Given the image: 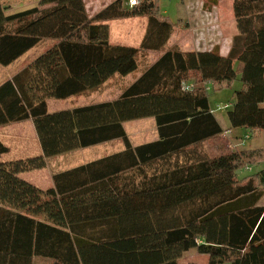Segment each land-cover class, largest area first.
<instances>
[{
	"label": "trees",
	"instance_id": "trees-1",
	"mask_svg": "<svg viewBox=\"0 0 264 264\" xmlns=\"http://www.w3.org/2000/svg\"><path fill=\"white\" fill-rule=\"evenodd\" d=\"M86 1L12 12L0 2V65L51 42L0 85V127L32 120L44 158L118 139L125 150L54 175L48 190L19 177L40 162H0V264H179L193 249L208 264H264V168L238 176L264 164V148L189 155L224 133L210 86L240 78L230 125L264 132V0H234L239 34L227 56L166 49L176 26L158 0H116L94 16ZM144 16L139 48L111 43L103 23ZM141 52L162 56L115 100L49 112V100L136 73ZM146 118L159 140L134 147L124 123ZM8 152L0 140V158Z\"/></svg>",
	"mask_w": 264,
	"mask_h": 264
},
{
	"label": "rangeland",
	"instance_id": "rangeland-1",
	"mask_svg": "<svg viewBox=\"0 0 264 264\" xmlns=\"http://www.w3.org/2000/svg\"><path fill=\"white\" fill-rule=\"evenodd\" d=\"M12 1H15L13 5L15 9L23 5L19 0ZM114 1L116 0H87L88 14L94 16ZM24 3L28 7L36 4L34 0H26ZM158 4L160 12L176 26L166 49H178L184 52L213 50L222 54V51L226 47L231 50L234 38L239 34L233 9L234 0H158ZM186 14L187 17H185ZM103 24L108 25L110 28V41L112 44L139 48L143 40L142 38L147 31L148 19L145 16L134 17L112 20ZM50 44L51 42L49 41L42 43L41 46L30 51L8 67L0 65V84L18 68L22 70L27 66L39 54L43 53ZM160 56L161 53L159 52H141L138 56L139 69L136 73L127 76V78L115 76V78L111 79L97 91H87L68 99L49 100V112L70 110L80 106L116 99L121 94V91H123V88L135 76H138L144 67L151 65ZM186 87L192 88V85L190 84V86ZM242 87L240 78H237L229 88L214 90L210 86V90L208 91L209 102L224 128V133L212 141L197 148H192L189 155H193L195 158L199 157L202 153L209 156H218L233 149L250 150L264 148L263 131L253 132L251 138L246 139L245 135L249 131L245 129H233L231 127L228 119L229 110H217L218 106L222 107L234 104L235 93L241 90ZM136 121H143L145 123L137 125ZM136 121L124 123L131 144H144L157 139V127L153 118ZM150 123H153L154 132L150 128ZM0 140L9 148V152L1 157L0 162L21 161L24 164V162L31 161L35 162L36 167L39 166L38 162L44 165L41 168L19 173L20 178L42 190H48L53 187V177L58 173L125 150L124 142L118 139L117 142L106 146L104 145L107 143H104L59 156L44 158L35 127L31 121L0 127ZM180 157L184 158L185 154L180 155ZM263 168L264 164L257 162V165L245 167L238 171V176L240 179H244L256 174ZM260 204L264 205V198ZM190 252L192 253H186L182 257L180 260L182 264H190L191 262L207 264L209 259H207L206 255L208 253L194 252V250Z\"/></svg>",
	"mask_w": 264,
	"mask_h": 264
},
{
	"label": "crops",
	"instance_id": "crops-1",
	"mask_svg": "<svg viewBox=\"0 0 264 264\" xmlns=\"http://www.w3.org/2000/svg\"><path fill=\"white\" fill-rule=\"evenodd\" d=\"M16 1H18V0H16ZM42 0H34V3H36L35 5L33 4V5H31V6H27V4L26 3H24V2H26V0H19V2L21 3V4H23L21 7H18L17 9H15V7H13V5H14V3H15V1H12V0H0V2L2 3V4H4V6H6V7H10V12L11 11H17V10H22V9H27V8H32V7H35V6H37L40 2H41ZM10 3V4H9ZM13 7V8H12ZM190 14V13H189ZM185 17H187V14H186V16ZM143 38H144V36H143ZM142 38V39H143ZM230 50H229V48H227L226 47V49H224V51H222V54L221 55H223V56H227L228 55V53H230L229 52ZM184 52V51H183ZM185 52H188V51H185ZM161 56H162V54H161ZM160 56V57H161ZM155 57H156V55H155ZM160 57H157V59H155L154 60V62L151 64V65H153ZM151 65H149V66H151ZM149 66H147V67H149ZM21 71V68H18L14 73H12V74H10L9 76H8V78H6V80L4 81V82H2L0 85H2L3 83H5L6 81H8V80H10V79H12L18 72H20ZM142 72L143 71H141V73L138 75V76H135V78L132 80V81H130L129 82V84H127L126 86H128V85H130L131 83H133L137 78H139L141 75H142ZM127 78V77H126ZM133 78V77H132ZM122 92V91H121ZM115 100V99H114ZM104 102H106V101H104ZM99 103H102V102H99ZM211 106V105H210ZM214 115H215V113H214ZM216 116V115H215ZM216 118H217V116H216ZM154 119V118H153ZM155 120V119H154ZM217 120H218V118H217ZM32 122V124L34 125V123H33V121L32 120H28V121H26V122ZM219 121V120H218ZM143 123H145V122H143V121H136V124L137 125H140V124H143ZM155 123H156V121H155ZM219 123H220V121H219ZM220 125H221V123H220ZM222 126V125H221ZM157 127V126H156ZM125 128V127H124ZM150 128H151V130H152V132H154V128H153V123H150ZM223 128V127H222ZM224 129V128H223ZM126 130V129H125ZM127 133V132H126ZM248 134V133H247ZM128 135V134H127ZM156 136V135H155ZM154 136V137H155ZM129 137V136H128ZM130 140V139H129ZM157 140H159V134H158V129H157V139H155L154 141H157ZM118 140H114V141H110V142H107V144H105L104 146H106V145H109V144H113V143H115V142H117ZM154 141H151V142H154ZM212 141V140H211ZM131 142V141H130ZM148 143H150V142H148ZM144 144H146V143H144ZM134 147H137V146H139V145H143V144H132ZM122 151H124V150H121L120 152H122ZM117 153H119V152H117ZM117 153H114V154H117ZM114 154H111V155H114ZM110 156V155H109ZM105 157H107V156H105ZM104 158V157H103ZM102 159V158H101ZM0 161H1V158H0ZM194 250V252L195 251H198L197 249H193ZM192 250V251H193ZM187 253H192V252H187ZM206 257H207V259H210V256H209V254L208 255H206ZM209 263V260H208V262H207V264ZM179 264H182L181 263V261H179ZM188 264V263H187ZM190 264H199L198 262H191Z\"/></svg>",
	"mask_w": 264,
	"mask_h": 264
},
{
	"label": "built area",
	"instance_id": "built-area-1",
	"mask_svg": "<svg viewBox=\"0 0 264 264\" xmlns=\"http://www.w3.org/2000/svg\"><path fill=\"white\" fill-rule=\"evenodd\" d=\"M138 3H139V0H130L129 5H130L131 7H133V6L138 5ZM231 107H232L231 104H228V105H225V106H222V107L218 106V109H217V110H218V111H219V110H226V109H229V108H231ZM246 138H247V139H250V136L247 135Z\"/></svg>",
	"mask_w": 264,
	"mask_h": 264
}]
</instances>
